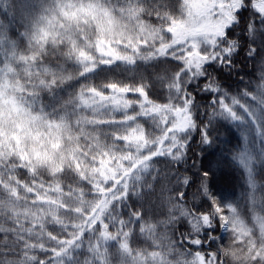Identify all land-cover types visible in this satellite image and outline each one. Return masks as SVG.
<instances>
[{
    "label": "snow or ice",
    "instance_id": "snow-or-ice-1",
    "mask_svg": "<svg viewBox=\"0 0 264 264\" xmlns=\"http://www.w3.org/2000/svg\"><path fill=\"white\" fill-rule=\"evenodd\" d=\"M11 7L16 19L0 22V264H264V184L251 183L264 170V0ZM104 69L121 75L94 83ZM73 78L84 82L60 96ZM233 88L245 103L226 101ZM205 113L255 131L226 154L244 152L248 217L209 187L220 129Z\"/></svg>",
    "mask_w": 264,
    "mask_h": 264
},
{
    "label": "trees",
    "instance_id": "trees-1",
    "mask_svg": "<svg viewBox=\"0 0 264 264\" xmlns=\"http://www.w3.org/2000/svg\"><path fill=\"white\" fill-rule=\"evenodd\" d=\"M36 3H41L43 0H34ZM7 13V19L14 21L16 17L12 15L11 0H0V22H3ZM19 46H24L26 41H15ZM50 59L55 62V55L51 56ZM51 66V65H50ZM62 67H68L71 71L70 65H62ZM109 75H121L115 69L109 70L104 69L98 71L96 74H90L91 80L94 83H101L103 79H106ZM235 79V77H233ZM84 82L82 78H73L66 81L63 90L59 93L60 96L66 97L68 93L78 88L81 83ZM240 89L233 88L226 90V101L231 103L232 97L240 100L241 103H245V100L239 94ZM159 102H164L163 95H158ZM45 100L48 99L47 96L44 97ZM238 108V106H237ZM243 110L238 109V114H242ZM200 119H211L213 125L220 129V143L216 145L215 155L209 157L208 161H205L208 164L213 172L214 176L211 178V188L214 195L222 203H234L239 205V210L244 217L250 216L251 204L249 200H246L244 196V190L248 187L249 177L246 174V170L243 165L240 163V157L244 155V152L241 151L236 153L234 156L229 155L226 158L227 150L232 148L238 143L241 145H252L254 143L253 137L255 136V131L252 128H249L244 121L234 122L230 119H227L223 116H211L205 113L199 117ZM224 128H227L229 131L226 133ZM230 140V142H229ZM258 148L259 145L257 144ZM208 151H212L209 149ZM250 151V149H249ZM207 155V152H205ZM163 169V165H158ZM161 181L164 185H167V180L165 178L164 172L161 173ZM62 183L66 186L71 183V177H64ZM251 183L255 184L259 188L264 184V170H261L259 164L252 170L251 173ZM214 185V187H212ZM67 189L65 188V191ZM260 194L257 193L259 199ZM0 226L8 227L7 221L3 216H0ZM59 225L54 224L51 220L46 223V230L52 231L53 234H56L59 231ZM142 243L138 240L137 244ZM147 245H134V247H146ZM41 257L43 253H39Z\"/></svg>",
    "mask_w": 264,
    "mask_h": 264
}]
</instances>
